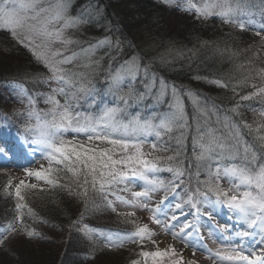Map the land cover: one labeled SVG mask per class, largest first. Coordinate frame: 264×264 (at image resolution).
<instances>
[{"label":"snow or ice","instance_id":"snow-or-ice-1","mask_svg":"<svg viewBox=\"0 0 264 264\" xmlns=\"http://www.w3.org/2000/svg\"><path fill=\"white\" fill-rule=\"evenodd\" d=\"M157 2L190 16L196 24L218 20L229 29L225 33L229 37L233 32L252 33L253 43L243 48L227 42L215 46L216 53L230 63L248 53L251 57L215 78L194 77L230 91V106L169 85L154 67L157 61L165 65L184 57L185 49L170 42L157 51L161 46L150 37L138 41L123 33L113 39L114 26L104 20L96 0H86L79 10L74 8L75 0H0V31L8 34L13 48H23L30 63L42 69H22L13 77L19 107L12 113L23 121L26 142L31 136L30 152H39L47 161V167H25L24 173L80 203L83 211L75 219L69 216L66 227L89 245L85 260L93 264L99 255L123 250L128 243L140 248L136 255L142 258L130 264H198L186 261L175 244L161 248L148 224H137L135 211L119 212L117 203L150 213L152 223L174 241L207 252L212 264H264V247L245 249L242 244L222 242L213 252L202 243L200 233L206 226L202 217L213 219L217 208L226 206L246 225L236 236L259 235L258 243L264 245V66L254 63L264 53V0ZM90 26L104 27L108 34L87 40L85 30ZM207 44L201 41L202 46ZM188 51L195 55V50ZM26 83L47 90L32 91ZM185 98L191 102V113ZM244 108L252 111V123L241 111ZM242 129L252 136L251 143ZM189 139L191 156L186 151ZM0 155L11 158L3 148ZM165 171L171 179L161 176ZM223 180L230 187L224 188ZM137 182H142L140 190L134 191ZM37 188L38 184L21 180L12 191L11 179L5 186V195L14 197L15 204L11 216L0 221V254L18 258L15 242L45 238L35 225L49 221L39 217L22 194L24 189ZM157 193L163 195L154 201ZM95 197L100 204H95ZM169 197L175 202L167 205ZM90 205L123 216L134 230L113 235L90 227L84 223ZM213 234L209 231V236ZM98 240L102 245H97ZM147 244L155 250H144Z\"/></svg>","mask_w":264,"mask_h":264},{"label":"trees","instance_id":"trees-1","mask_svg":"<svg viewBox=\"0 0 264 264\" xmlns=\"http://www.w3.org/2000/svg\"><path fill=\"white\" fill-rule=\"evenodd\" d=\"M96 2L101 9L104 20L111 21L114 26L111 33L113 39L123 33L138 41L150 37L161 46L157 51L162 50L170 42H174L176 47L185 49L184 57H177L173 62L165 65H160L157 61L154 67L157 75L164 77L169 85L174 84L178 89L182 90L191 89L200 94L202 98H208L216 104L224 106V108L230 106L231 101L228 99L232 95L230 91L217 88L214 85L205 83L203 80H196L194 77L199 75L215 78L229 73L233 69V64L251 57V53H248L246 56H241L239 60H234L230 63L226 56L221 57L215 51L217 44L223 47L225 42L237 49L252 44L253 36L251 32H233L231 37L226 36L225 33L229 32V29L222 28L218 20H213L207 25L196 24L190 16L161 7L157 0H96ZM85 3L86 0H75L74 8L79 10L81 5ZM256 19L259 21V15H257ZM104 20L101 21L102 24ZM106 34L108 33H106L104 27L90 26L85 30L84 38L94 41L95 39L103 38ZM201 41H207V46H202ZM10 48V52L5 51ZM188 50H195V55ZM0 51L5 52L1 55L4 58L0 59V135L4 136L7 133L13 135L16 133L25 138L22 130L23 121L12 113L14 107H19L15 98L13 77L14 74L22 69L41 71L42 69L39 65L30 63L31 56L23 48H13L8 34L2 31H0ZM149 55H155V53H149ZM254 63L257 66H264V53ZM26 87L32 91L47 90L43 85L32 83H26ZM147 103H151V101ZM185 104L189 113H191L192 105L187 98H185ZM251 106L254 108L259 107L256 102H251ZM39 107L44 108L45 105L40 103ZM241 111H243L248 122L252 123V111L249 108H244ZM242 133L244 138L251 143L252 136L248 134V130L242 129ZM27 141H31L30 135L27 136ZM186 151L187 155L191 156L192 144L190 139L187 143ZM45 162L47 163V161ZM161 176L171 179V174L166 171L162 172ZM221 184L224 188L229 187L226 180L221 181ZM41 188L44 191H41ZM41 188L28 192L26 196L24 195L26 202L38 216L49 221L48 224L35 225L45 237L37 242L29 243L30 245H35L36 243L37 245H42L38 249L44 256L40 255L39 261L35 262L37 264H93L92 261L85 260L89 245L78 233L75 231L70 233L66 227L69 222L68 217L71 216L75 219L83 211V207L78 201L69 198L60 189L49 190L47 185ZM156 195L162 196L163 193H157ZM2 196L0 195V197ZM4 198L0 199V221L11 216L14 210V197L5 195ZM174 202L173 198L169 197V201L166 204L170 205ZM100 203L99 197H95V204ZM116 207L121 213L130 211L128 207L119 203H117ZM184 211L187 213L188 209L185 208ZM182 219L183 217H181ZM27 222L31 224V218H28ZM206 222L205 219L201 220L202 224ZM84 223L105 234L123 235L134 230V226L125 222L123 216H118L117 213L105 210L103 206L96 208L94 205H90L89 210L84 213ZM137 224L143 225L145 223ZM52 225H56V227ZM151 230L154 232L152 227ZM155 237L156 235L153 239ZM53 239L57 241L54 243ZM102 243V240L97 241L98 246L102 245ZM43 245L48 249L44 250ZM31 247L26 248L23 254L19 252V260H23L22 256H28L30 252H34ZM144 250L153 251L155 248L151 244H147ZM139 251L140 248L136 244L128 243L123 250L105 252L99 255L94 263L100 259L112 258L115 260L113 264H130L131 260L139 258L136 255Z\"/></svg>","mask_w":264,"mask_h":264},{"label":"rangeland","instance_id":"rangeland-1","mask_svg":"<svg viewBox=\"0 0 264 264\" xmlns=\"http://www.w3.org/2000/svg\"><path fill=\"white\" fill-rule=\"evenodd\" d=\"M0 59H3L1 55H3L5 52L0 51ZM18 139V138H17ZM14 139L12 142L13 143H7L4 147L2 146L1 148L5 149L6 152L11 154V157L17 155L16 159H6L3 155H0V199H3L5 196V186L7 185L9 179L12 181V191H14V186L15 184L19 183L21 180H25L26 183H36L38 184V188L43 187L46 185L43 181H38L34 177H27L24 173V168H30L33 170L40 169L41 165H44L47 167V163L44 161L39 162V152H35L34 154L30 152L31 148H34L33 145L27 144L25 141H22L21 138L18 140ZM6 141V140H2ZM16 151H20V154L16 153ZM28 165V166H27ZM140 183L142 182H137V186L134 187V191H139L140 190ZM230 187V185H229ZM243 188L241 189V191ZM32 189H24L22 190L23 195H27L28 192H32ZM161 196V195H160ZM160 196L155 195L154 196V201H158L160 199ZM5 199V198H4ZM126 209V208H124ZM130 209V208H128ZM130 211H135L136 212V223H145L148 224L149 228H153L154 232L156 233V237L154 238L159 246L161 248L167 247L168 244H175L177 246L178 250H182L184 259L187 260H193L198 262V264H212V260L208 259V253L197 248L193 249L192 246L188 245L186 246L185 244H181L180 241H174L170 235H167L162 227L160 225H156L152 223L148 217L150 216V213L146 211H142L139 209H130ZM129 211V212H130ZM226 210L224 209H219L213 213V219L216 220L219 223V228H217L213 222L211 221L212 219L206 218L208 221V224L204 229H202V236L205 238V242L202 241V243L208 248L211 249L213 252H215L218 248L221 247L222 242L227 243V244H233V245H240L245 249L252 248V247H264V245L259 244L258 241L260 237L254 236V237H247V238H241L236 236V232L245 230L246 225L244 224L243 221H240L237 219L236 215L228 208L227 213ZM229 214L232 215V218L227 219L229 217ZM191 217H189L190 219ZM221 228H227L229 229L228 231H220ZM235 231L232 233V231ZM209 231H214V234L212 236H209ZM223 237H229L230 239L224 241L222 240ZM51 240V239H50ZM54 243L57 241L56 239H53ZM207 242V243H206ZM15 248L17 250V256L19 252L23 254V251H25L26 248H33L32 250L34 252H30L28 256H22L23 260H19L18 258L14 257H8L5 255L0 254V264H37L35 261H39L40 255H43L41 251H39V246L42 245H35L29 244L28 242L25 241H17L15 242ZM44 246V245H43ZM48 247V246H47ZM44 250H47L45 246L43 247ZM41 249V248H40ZM113 257H116L114 254H111ZM44 256V255H43ZM36 257V258H35ZM35 258V260H34ZM42 258V257H41ZM138 259H142L139 257ZM58 260V258H57ZM53 263V261L51 260ZM115 262L114 259L112 258H104L103 260L100 259L98 262L94 264H113Z\"/></svg>","mask_w":264,"mask_h":264},{"label":"bare ground","instance_id":"bare-ground-1","mask_svg":"<svg viewBox=\"0 0 264 264\" xmlns=\"http://www.w3.org/2000/svg\"><path fill=\"white\" fill-rule=\"evenodd\" d=\"M4 138L7 139V140L5 141V143L0 142V144H2L1 146H3V147H4L7 143H8V144H9V143H13L12 141H13L14 139H17V138H18V139L21 138L22 141H25V142H26L25 138L22 137L21 135H17V136H16V135H13V136H12V135H9V134H8V136H4ZM18 139H17V140H18ZM26 143H28V141H27Z\"/></svg>","mask_w":264,"mask_h":264}]
</instances>
